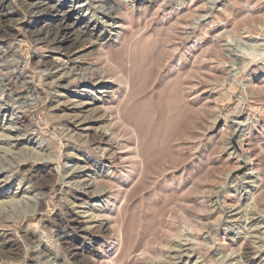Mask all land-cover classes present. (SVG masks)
I'll use <instances>...</instances> for the list:
<instances>
[{"label":"rangeland","instance_id":"374dc122","mask_svg":"<svg viewBox=\"0 0 264 264\" xmlns=\"http://www.w3.org/2000/svg\"><path fill=\"white\" fill-rule=\"evenodd\" d=\"M7 1L25 18L0 43V264H264V0H160L103 68L130 79L119 121L91 94L103 65L37 44L27 26L45 24ZM51 1L116 41L101 0Z\"/></svg>","mask_w":264,"mask_h":264},{"label":"bare ground","instance_id":"6f19581e","mask_svg":"<svg viewBox=\"0 0 264 264\" xmlns=\"http://www.w3.org/2000/svg\"><path fill=\"white\" fill-rule=\"evenodd\" d=\"M101 1L108 8L107 11H109V13L107 14V17H109V19L113 21H116V23L118 24V32L115 36V42L107 40L104 33L96 31L94 27L90 28L91 26L88 23H83L78 18H73L68 12H65L63 10L64 7L62 5H54L51 0H22L20 7L24 10L25 13L35 16L36 18H38V21H41L45 24V26L41 27L40 29H33L27 26L26 31L30 34V37L34 40V42L47 48L57 50L59 53H62V55L67 58V62H69L71 65L75 64V60L82 56H93L97 62L103 65V67L91 70L92 82L94 81L95 76H98L97 78L100 79V85L98 86L97 90L94 91L93 89L91 91V94H99V98L101 100L100 107L103 110H107L108 108L113 109L116 113V116L114 117L117 121H119L120 118L118 116V107L117 105L113 106V104H115L113 102L115 99L118 100L120 93L127 92V90H129L130 79L127 74L123 73L122 70H120V68L115 70L114 75L111 74L110 71L103 70V68L105 69V67H108L110 64V50H112L111 48L115 46H123L126 42L127 35L133 34V29L139 25L138 22H140L142 18L144 19L147 16L157 17L158 13L164 14L165 8H167L168 5L163 1L161 2L160 0H148V5L143 6L141 4L137 8L136 14L132 9L131 4H122L119 7H113L112 0ZM131 2H136V0H131ZM244 7L246 9V13L249 15L250 9L247 6V1H244ZM22 18L24 19L25 15L16 14L7 0H0V43L13 37V27L17 25V23ZM50 23H55V26L50 25ZM185 29H189L186 24L184 26V30ZM225 32V28H222V31L220 30V34L222 35ZM184 52H186V50ZM51 64H46V66H50ZM114 81H118L119 84L115 85ZM86 92L89 93L90 91ZM99 98H97V101H100ZM16 118L18 121L22 119L21 116H17ZM129 130L133 138L137 140V131H135L134 129ZM92 136L93 141L105 143L109 146V148H111L112 145L117 144L118 142V139L116 137L117 135H115L113 131H111L108 135L102 131H94ZM233 137L234 139H237L236 142L242 149V147L245 145L244 138L240 139V136L236 138L235 135ZM136 144L137 143L135 142L134 147L131 149V164L133 165L132 172L140 174L143 170L144 160L141 158ZM119 160L122 164L124 163V160L121 157ZM114 204L115 203H112V207L104 212L103 217L110 216V213L115 208ZM117 233L118 234L116 241H114L109 248V251L111 250L112 253H114L113 251L120 244L121 234L120 232ZM244 253L248 254V248H246ZM109 257L110 255H101L98 258V261L100 262V264H113L112 259ZM133 258L134 262H139L144 259V254L140 252L139 254H135ZM188 258L189 257L187 256L186 252H183L181 250L175 254V251L172 250V253L166 258L167 260L165 261V263L180 264L182 261Z\"/></svg>","mask_w":264,"mask_h":264}]
</instances>
